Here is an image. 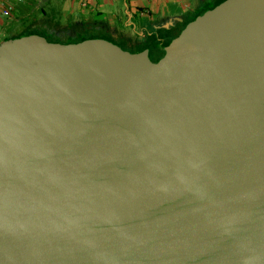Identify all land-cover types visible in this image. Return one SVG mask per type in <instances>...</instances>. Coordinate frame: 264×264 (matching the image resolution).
<instances>
[{
    "label": "water",
    "instance_id": "water-1",
    "mask_svg": "<svg viewBox=\"0 0 264 264\" xmlns=\"http://www.w3.org/2000/svg\"><path fill=\"white\" fill-rule=\"evenodd\" d=\"M0 264H264V0L138 53L3 41Z\"/></svg>",
    "mask_w": 264,
    "mask_h": 264
},
{
    "label": "trees",
    "instance_id": "trees-1",
    "mask_svg": "<svg viewBox=\"0 0 264 264\" xmlns=\"http://www.w3.org/2000/svg\"><path fill=\"white\" fill-rule=\"evenodd\" d=\"M226 0H207L206 6L195 13L187 16L182 23L175 28L160 30V35H146L145 38L128 37L125 33L112 32L110 24L106 21L87 19L75 20L72 24H62L55 12V8L46 9L40 6L38 0H24L17 11L6 17L11 22L23 21V26L16 32H10L7 36L0 38V44L8 39H15L24 35L37 34L47 38L50 42H61L65 44L79 43L87 39L104 38L110 40L125 50L138 53L150 46L159 43L168 45L173 39L178 37L186 26L195 20L200 14L214 9ZM7 20L0 24V32H3ZM116 34L118 36H116Z\"/></svg>",
    "mask_w": 264,
    "mask_h": 264
},
{
    "label": "crops",
    "instance_id": "crops-1",
    "mask_svg": "<svg viewBox=\"0 0 264 264\" xmlns=\"http://www.w3.org/2000/svg\"><path fill=\"white\" fill-rule=\"evenodd\" d=\"M63 2L62 13L77 12L87 19L106 21L112 29L132 38L160 35L161 29L175 28L187 16L208 4L207 0H200L195 4L192 0H64ZM3 17L0 8V24L5 21ZM175 17L179 19L171 25L169 21ZM181 18L183 20H180ZM1 37L2 32H0Z\"/></svg>",
    "mask_w": 264,
    "mask_h": 264
},
{
    "label": "rangeland",
    "instance_id": "rangeland-1",
    "mask_svg": "<svg viewBox=\"0 0 264 264\" xmlns=\"http://www.w3.org/2000/svg\"><path fill=\"white\" fill-rule=\"evenodd\" d=\"M63 1L64 0H38V4L40 6H45L46 9H48V10L53 8V4H54L56 15L62 21L61 22L62 24H66V25H68L70 23L72 24V22L75 20H81V19L85 18L83 14L81 15L80 13H77V12L68 13V14L62 13L61 8H62L63 3H64ZM192 1L194 2V4H195V2L196 3L200 2V0H192ZM209 2H210V0H209ZM3 18L5 20H7V24H6L5 28L3 29L2 38L7 36L8 33H10V32H13V31L16 32V31L20 30L21 27L23 26L22 20H17L15 22H11V20H8L6 18V16H4ZM1 20H2V18H1Z\"/></svg>",
    "mask_w": 264,
    "mask_h": 264
},
{
    "label": "built area",
    "instance_id": "built-area-1",
    "mask_svg": "<svg viewBox=\"0 0 264 264\" xmlns=\"http://www.w3.org/2000/svg\"><path fill=\"white\" fill-rule=\"evenodd\" d=\"M24 0H0V8L2 14L6 17L18 10V6L23 3Z\"/></svg>",
    "mask_w": 264,
    "mask_h": 264
}]
</instances>
